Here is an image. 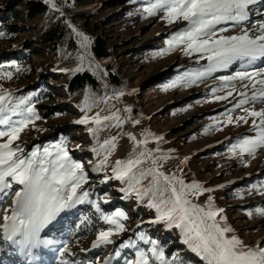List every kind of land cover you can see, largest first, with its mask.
<instances>
[{
    "label": "rangeland",
    "instance_id": "374dc122",
    "mask_svg": "<svg viewBox=\"0 0 264 264\" xmlns=\"http://www.w3.org/2000/svg\"><path fill=\"white\" fill-rule=\"evenodd\" d=\"M22 1L0 0V24L6 23V33L0 35V64L7 59H15L17 62L29 59L32 68L29 76L25 78H0V89L12 92L14 101H23L18 111L31 107L30 102L39 98V102L32 108L40 119L35 120L34 125H29L21 133L20 140L15 143L22 144L26 152L31 151L33 146H48L53 151L63 146L72 161L83 165L86 178L83 189L89 193L85 199L87 201L77 209L71 224L65 226L67 233L71 232L72 227L79 223L78 219L88 217L81 228L77 231L74 229L77 237L71 242L72 247L68 248L71 255L65 253L62 261H67V264H104L105 261L107 264H127V261L135 260L137 250L146 252L153 246L139 240L136 235L139 232L146 238L155 240L158 249H163L164 264H204V261L183 243L184 237L179 229L169 228L164 222L152 223L157 213L155 209L146 206L147 198L138 200L134 193L126 191V184L112 178L115 161H125L134 153L138 154V151L157 148L159 151L153 152L154 157L167 155V158L159 161L157 165L160 171L182 176L186 183L196 182L205 188L215 189L214 192H205L199 197L190 196L194 203L204 205L207 196L212 195L215 206L224 209L225 222L233 229L232 235L238 236L249 246L264 241V215L258 214V210L264 209V149L258 150L252 156L241 155L238 149L234 151L233 145H236L240 138L254 135L250 131L251 118L247 124L242 121L235 123L237 116L246 115L240 109H235L230 113L234 123L225 125V110L231 105L228 101L213 99L214 95H224L232 90L231 87L222 86L216 77L244 70L240 66L241 62H236L228 69L219 70L188 86L185 81L191 79L189 74L202 71L207 62L201 60L197 63V55H185L182 44L166 50V41L170 40L177 30L182 29L185 22L169 24L161 19L164 15L162 11L149 16L144 9L154 0H89L83 4H74L72 0H68L74 10L69 13L64 11L63 3L60 5L54 0L66 23L67 18L69 20L70 15L77 11L92 13L101 20V30L107 41L112 43V58L107 62L117 67L119 78L124 80L123 86L116 89H112L109 84V90L98 82L101 86L100 96L90 91L82 96V92H70L66 87L70 74L77 67L82 65L88 72L78 36V55L63 47L48 60L43 46L35 40V31L39 29L34 30L32 25L33 22L41 21V18L36 17L29 21ZM11 9L10 19L8 14ZM255 9H264V3ZM255 17L253 15V18ZM256 18L253 22L256 25L264 21L263 18ZM254 24L245 21L239 26L229 25V30L223 34H240L242 27L251 30ZM255 34L257 33H253ZM88 41L90 43L89 39ZM251 67H264V61H258L252 66L245 65L248 70H251ZM174 83L176 86H170ZM232 83L235 91L229 100L234 102L239 98L237 93L243 90L242 83L247 81ZM213 88L217 89L215 93L212 92ZM46 89H49V94L43 97L42 93ZM39 92L41 96L38 95ZM121 92L124 94L115 95ZM79 97L80 101H85L86 97L97 100L89 102L92 107H86V104L78 106L74 102ZM245 107L264 109V102L257 101ZM125 108H131V113L125 112ZM117 110L124 121L119 127H116L115 121H111L107 127L101 126L98 131L90 132V127L96 129L97 126L73 123L84 115L93 116L99 113L103 117ZM20 118L13 117L14 120ZM54 118L58 119L50 120L51 123L47 124L42 122ZM148 133L152 135L148 136L147 143L140 145L138 149L129 139L130 134L137 140H142ZM155 136L163 137V140L157 142ZM113 138L115 146L108 152L103 151L100 145ZM3 139L6 138H0V142ZM105 156L107 161L98 170L97 165ZM139 167H152L150 159ZM221 185L223 187H220ZM13 195L14 193L8 195L1 206H6ZM83 207L87 208L85 214L79 213ZM70 209L61 213L60 217L63 218L61 220L59 217V221L65 223L64 218L70 214ZM117 212H124L127 216L126 220H122L127 231L113 236L114 244L93 249L91 244L98 232L110 227L103 217H115ZM60 225L63 224L60 222ZM56 229L52 228L45 236H56ZM123 240L134 241L136 247L120 249L118 246ZM63 242L65 238H62L57 246ZM64 244L61 247H69L70 243ZM82 245L88 252L75 256V248ZM117 251L119 255H116ZM54 252L55 256L48 264L56 262L60 251ZM148 255L150 264H161V261L151 257L150 253Z\"/></svg>",
    "mask_w": 264,
    "mask_h": 264
},
{
    "label": "snow or ice",
    "instance_id": "6c2138e0",
    "mask_svg": "<svg viewBox=\"0 0 264 264\" xmlns=\"http://www.w3.org/2000/svg\"><path fill=\"white\" fill-rule=\"evenodd\" d=\"M44 3L54 11H60L54 0H44ZM254 3L256 0H154L144 9L149 16L162 11L164 15L161 19L169 24L185 22V26L166 41V50L182 44L185 55H197V63L201 60L207 62L202 71L189 74L191 79L185 81L186 85L190 86L197 80L241 62L240 66L244 70L216 77L222 86L231 87L232 90L224 95H214L213 99L228 101L231 105L225 110V125L234 123L230 113L235 109H240L246 114L237 116L235 123L242 121L247 124L251 118L250 131L254 135L243 136L233 145L234 151L238 149L241 155L249 156L264 149V109L245 107L257 101L264 102V67H251V70L245 68V65L252 66L258 61H264V21L258 25L254 24L251 30L242 27L240 34L229 36L223 33L229 30V25L239 26L248 21V8ZM68 27L82 38L86 46L89 38L71 24ZM82 70L77 67L74 71ZM0 78L11 80L12 73H0ZM233 81H247L242 83L243 90L237 93L239 98L234 102L229 100L235 91ZM170 86L176 85L174 83ZM216 91V88L212 89L213 93ZM123 94L121 92L115 95ZM22 103L23 101H14L12 92L0 89V126H4L0 128V138H6L0 142V204L7 195L14 193L11 205L3 209L0 239L8 242L25 258H30L35 249L54 243L53 240L42 237L45 229L58 228L61 213L84 203L89 193L83 189L86 182L83 165L72 161L63 146L57 147L55 151L50 150L48 146H33L31 151L26 152L22 144L15 143L20 140L21 133L29 125H34L35 120L40 119L32 107L18 111ZM86 107L90 106L86 104ZM118 111L103 117L99 113L93 116L84 115L73 123L96 125V129L89 128L90 132L98 131L101 126L107 127L111 121H115L116 127H119L124 121ZM131 111V108H125V112ZM14 116L21 118L14 120ZM151 135L148 133L144 139L137 140L129 134V139L138 149L140 145L147 143V137ZM154 139L159 142L163 137L155 136ZM114 146L115 138L105 140L100 148L108 152ZM154 151L158 152L159 149L138 151V154L134 153L125 161H115L112 167L113 179L126 184V191L134 193L138 200L147 198L146 206L155 209L157 217L152 223L164 222L169 228L179 229L184 237L183 243L188 245L204 264H264V241L249 246L238 236L232 235L233 229L225 222L224 209L215 206L212 195L207 196L204 205L189 199L193 195L199 197L205 192L212 193L215 189L205 188L196 182L186 183L182 176L160 171L157 165L159 161L166 159L167 155L154 157ZM149 159L152 167H139ZM106 161L107 156L100 161L97 169L104 166ZM258 214L264 215V209L258 210ZM103 219L110 227L98 232L91 244L93 249L114 244L112 237L127 231L122 222L127 219L124 212H117L115 217L104 216ZM136 235L145 244L153 246L146 252L137 250L135 260H129L127 264H150L148 253L164 264L165 253L163 249L156 247V241L146 238L143 233L137 232ZM118 247L135 248L136 244L134 241L123 240ZM58 250L62 255H71L67 247ZM116 255H119L118 251ZM61 264H67V261H62ZM104 264H107V261Z\"/></svg>",
    "mask_w": 264,
    "mask_h": 264
},
{
    "label": "trees",
    "instance_id": "16d2710c",
    "mask_svg": "<svg viewBox=\"0 0 264 264\" xmlns=\"http://www.w3.org/2000/svg\"><path fill=\"white\" fill-rule=\"evenodd\" d=\"M67 1L68 0H65V2H62L61 0H55L57 4L62 5L63 3L62 7L64 11H67L68 13L70 11H74ZM88 1L89 0H72L74 4H83ZM22 2L23 10L29 21L35 19L36 17L41 18V21L36 23L33 22L32 25L35 27L34 30L39 29L38 31H35L37 32L35 40L40 42V45L43 46V50L49 57L48 60H51L56 55L57 51L63 47L64 49L68 51H73L76 55H78V53L80 52V47L77 42V34L68 27V24L64 21V16H61L60 12L51 9L49 5L44 3V0H23ZM11 11L12 9L9 10L8 14L10 19L12 18ZM92 16V13H81L77 11L73 15H70V19L81 31H83L84 34L88 36L90 40L91 51L97 58V60L102 62V65L104 66L106 71L105 76L108 83L110 84V87L112 89L119 88L123 86L124 80L119 78L120 74L118 73L117 67L114 66L112 63L107 62L109 61L108 59L112 58V43L107 41L104 32L101 30V20H99L95 16ZM5 25L6 23L2 25L0 24V33H6ZM13 60L15 59H7L4 61V63H1L0 73L11 72L12 76H21L24 78L29 76V73L32 68V66H30V60L23 59L20 62ZM10 63L11 65L9 66ZM80 67L83 69L82 65ZM66 87L70 92H82V96L85 92L87 93V91H90L92 94H98L99 96L101 93L100 84L85 69L80 72H72L67 80ZM48 90L49 89L43 91V97L49 94L47 92ZM40 93L41 92H39L38 94L39 96H41ZM81 97L75 99L76 102L74 103L78 106L82 104H89V102L97 100V98L94 99L86 97L85 101H80ZM37 100H39V98L35 101L33 100L30 102L31 107H33L34 104L39 102ZM89 106L92 107V105L90 104ZM58 118L49 119L46 121L42 120V122L47 124L51 123L49 122L50 120H55ZM119 186L120 185H118V187Z\"/></svg>",
    "mask_w": 264,
    "mask_h": 264
},
{
    "label": "bare ground",
    "instance_id": "6f19581e",
    "mask_svg": "<svg viewBox=\"0 0 264 264\" xmlns=\"http://www.w3.org/2000/svg\"><path fill=\"white\" fill-rule=\"evenodd\" d=\"M264 3V0H256V3L254 4H251L249 5V8H248V13L252 14V15H249V20L246 21L250 24H254L253 22L256 21L255 18H263L264 19V9L260 10V11H257L256 9L254 10V8H257L258 5ZM258 13H261V14H258ZM253 15L256 16L255 18H253ZM256 18V19H257ZM80 33H83L81 32L80 30L78 31ZM84 34V33H83ZM79 39V44H80V47L82 49V56H83V59H84V62H85V65L88 69V72L96 79L98 80L99 83H102L104 84V87L106 88V90H109L111 89L109 87V83L106 79V73H105V69L104 67L102 66V64L100 63V61L97 60V58L94 56V54L92 53L91 51V47H90V43L88 41L87 45L85 46L82 42V38L81 37H78ZM107 92V91H106ZM108 93V92H107ZM111 94V92H110ZM112 95V94H111ZM139 136V135H138ZM80 151V150H79ZM89 161V160H88ZM99 173V172H98ZM166 174V173H165ZM170 175V174H169ZM93 176V175H92ZM98 177V176H97ZM93 182V181H92ZM8 196V195H7ZM6 196V198H7ZM10 196V195H9ZM5 198V199H6ZM10 198V197H9ZM12 198L13 196H11V199L9 202L6 203V206L5 208H7L9 205H11V202H12ZM4 199V200H5ZM190 199V198H189ZM8 200V199H7ZM87 201V200H85ZM3 203V202H2ZM90 204V203H89ZM83 204H77L75 205V207H73L72 209H70L68 211V213H70L69 215H67L64 220H65V223L64 221H60L63 225H60L58 228H57V231H56V239L58 240H61L62 238L64 239L65 237H70V240H67L65 244H69V247L67 248H71L72 247V243L73 240L77 237V232H73L74 229L76 228L75 231H77L79 228L82 227V225L84 224V222L86 221V219H88V217H86L85 219L84 218H81L80 220L78 219L79 223L76 224V226H73L72 229H71V232L69 231L67 233V229L66 227H68V225L71 224V221H72V218L73 216L77 214V209ZM1 206V204H0ZM4 206V205H3ZM81 209V208H80ZM86 210L87 208L86 207H83L79 213H86ZM76 213V214H75ZM84 213V214H85ZM90 217H91V213H89ZM81 216V215H80ZM79 217V216H78ZM61 220L63 217H60ZM0 221H2V217H0ZM68 224V225H67ZM66 226V227H65ZM51 229L52 228H49V229H45V232L42 233V235L44 234H49L51 232ZM64 244V245H65ZM62 246V245H61ZM60 246V247H61ZM60 247H58L57 249H54L52 251V253L54 251H57ZM89 247V246H88ZM43 248V246L41 247V249ZM1 249H3L1 247ZM86 247H84L83 245L80 246L79 248H75L74 250V255L75 256H81V255H84L86 254ZM40 252V249H35L34 251V255L30 258H25L17 249L15 250H10L8 248H5V250L2 252V250H0V259L2 261H4L5 263H11L13 262V260L16 261V263L18 264H28L29 262H31L32 264H46L50 259H51V254L50 255H45V253H39ZM55 253V252H54ZM61 253V251L59 252V254ZM64 254L62 255L61 254V257H57V262L55 264H61L62 262V259L64 258L63 257Z\"/></svg>",
    "mask_w": 264,
    "mask_h": 264
},
{
    "label": "water",
    "instance_id": "95a60500",
    "mask_svg": "<svg viewBox=\"0 0 264 264\" xmlns=\"http://www.w3.org/2000/svg\"><path fill=\"white\" fill-rule=\"evenodd\" d=\"M67 24L69 25V24H71L73 27H75L76 29H77V31H79V28L72 22V21H70V19L68 20V18H67ZM82 32V31H81ZM79 37V36H78Z\"/></svg>",
    "mask_w": 264,
    "mask_h": 264
}]
</instances>
